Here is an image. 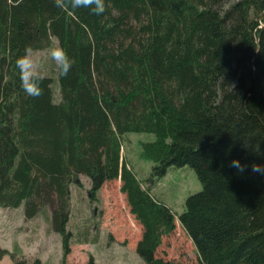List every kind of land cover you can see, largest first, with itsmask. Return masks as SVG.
I'll return each mask as SVG.
<instances>
[{"label": "trees", "instance_id": "obj_1", "mask_svg": "<svg viewBox=\"0 0 264 264\" xmlns=\"http://www.w3.org/2000/svg\"><path fill=\"white\" fill-rule=\"evenodd\" d=\"M229 1L106 0L97 16L0 0V207L25 204L26 219L50 211L65 256L71 182L121 179L144 264H180L157 256L176 218L196 264H264V175L251 171L264 165V0ZM53 36L75 63L67 76L44 75L30 97L15 61ZM132 132L155 136L139 142L154 163L144 188L124 158ZM234 159L245 171L229 167ZM186 165L202 189L176 215L151 185Z\"/></svg>", "mask_w": 264, "mask_h": 264}, {"label": "rangeland", "instance_id": "obj_2", "mask_svg": "<svg viewBox=\"0 0 264 264\" xmlns=\"http://www.w3.org/2000/svg\"><path fill=\"white\" fill-rule=\"evenodd\" d=\"M236 0H230L234 2ZM44 65L43 74L53 76L54 62L46 50L36 51ZM54 77V76H53ZM58 97V96H57ZM124 158L128 168L147 187L146 180L154 163L142 155L140 141H152L151 133H128L124 136ZM121 179L105 181L99 188L85 175L70 184V252L64 256L62 236L53 231L49 211L33 219L24 216L25 204L18 208L0 207V264H89L93 259L103 264H144L136 252L143 226L131 213ZM96 188V189H95ZM202 189L195 171L188 165L170 167L153 181L151 194L174 214L184 211L186 199ZM176 229L163 236L157 256L180 264L198 263V253L176 218Z\"/></svg>", "mask_w": 264, "mask_h": 264}, {"label": "clouds", "instance_id": "obj_3", "mask_svg": "<svg viewBox=\"0 0 264 264\" xmlns=\"http://www.w3.org/2000/svg\"><path fill=\"white\" fill-rule=\"evenodd\" d=\"M55 7L65 9H89L92 14L100 16L106 11V0H54ZM50 46L46 49L47 57L54 62L61 76H67L75 61L72 59L65 47L57 37H50ZM19 70L21 88L30 97L42 95L41 83L45 79L43 74V63L40 56L31 46L24 49V54L15 61ZM229 167L236 168L239 172L245 171L247 165L241 164L239 159L230 162ZM251 171L264 175V165L253 163Z\"/></svg>", "mask_w": 264, "mask_h": 264}]
</instances>
